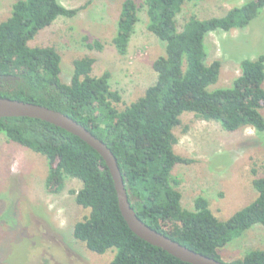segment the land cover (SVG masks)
<instances>
[{"label":"trees","instance_id":"16d2710c","mask_svg":"<svg viewBox=\"0 0 264 264\" xmlns=\"http://www.w3.org/2000/svg\"><path fill=\"white\" fill-rule=\"evenodd\" d=\"M203 0H144L147 30L165 46L153 63L156 82L142 97L120 109V93L111 87V73L94 76L96 59L74 61L70 84L61 78L62 57L53 46H32L38 34L59 18H74L89 3L67 8L60 0H18L11 16L0 22V97L58 111L83 125L113 152L123 175L129 202L137 216L157 232L181 245L224 262L221 250L255 225L264 226V178L253 181L257 198L227 220L219 219L209 200L199 196L192 210L182 205L180 164L191 159L176 154L174 130L181 117L193 113L217 121L235 133L253 128L264 133V55L244 59L241 75L229 88L209 90L220 77L222 62L206 64L205 38L215 31L245 29L264 8L250 0L219 18L201 20L191 14L181 31L178 16L188 2ZM136 0L122 3L113 43L128 52L139 20ZM88 48L103 49L99 41ZM7 86V87H6ZM42 155L48 166L47 186L56 192L66 179H78L79 206L89 214L73 230L91 252L113 253L110 264H189L137 237L124 220L113 178L99 153L79 137L50 123L28 117L0 118V135ZM232 264H264V249H253Z\"/></svg>","mask_w":264,"mask_h":264},{"label":"rangeland","instance_id":"374dc122","mask_svg":"<svg viewBox=\"0 0 264 264\" xmlns=\"http://www.w3.org/2000/svg\"><path fill=\"white\" fill-rule=\"evenodd\" d=\"M16 1L0 0V22L11 16ZM123 1L60 0L67 8L89 4L74 18L59 17L31 42L32 46L58 50L60 78L66 84L71 83L75 60L95 58L92 75L111 73V87L122 97L120 109L142 97L156 82L153 63L165 53L164 44L147 30L144 0H136L140 21L127 54L117 51L113 40ZM248 1L188 2L178 16V29H183L191 14L201 20L219 18ZM95 41L102 44L101 51L88 48ZM205 44L206 64L222 62L219 80L209 90L231 87L241 75L242 60L264 55V8L245 29L211 32ZM261 112L264 116V110ZM174 134L176 154L192 160L173 171V177L180 179L178 190L185 209L192 210L195 199L204 196L214 214L227 220L257 198L253 181L264 178V133L253 128L229 133L217 121L186 113ZM47 179L45 157L0 135V264H110L113 253L95 254L73 236L75 224L89 214L73 193L82 188V182L66 179L63 189L56 192L48 188ZM253 249H264V226L260 224L222 249L221 255L224 262L231 263Z\"/></svg>","mask_w":264,"mask_h":264},{"label":"water","instance_id":"95a60500","mask_svg":"<svg viewBox=\"0 0 264 264\" xmlns=\"http://www.w3.org/2000/svg\"><path fill=\"white\" fill-rule=\"evenodd\" d=\"M13 117H28L50 123L79 137L94 150H96L104 160L113 178L121 214L130 230L137 237L189 264H232L220 262L213 258L197 253L145 224L137 216L135 210L129 202L123 175L121 173L117 158L109 149L107 144L96 138L83 125L66 116L65 114L47 107L0 97V118Z\"/></svg>","mask_w":264,"mask_h":264}]
</instances>
